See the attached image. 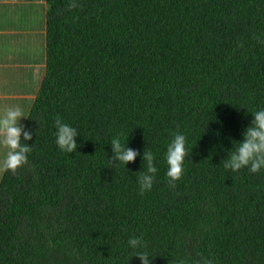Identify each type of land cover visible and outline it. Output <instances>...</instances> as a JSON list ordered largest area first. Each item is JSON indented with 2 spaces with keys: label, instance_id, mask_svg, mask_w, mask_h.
<instances>
[{
  "label": "trees",
  "instance_id": "1",
  "mask_svg": "<svg viewBox=\"0 0 264 264\" xmlns=\"http://www.w3.org/2000/svg\"><path fill=\"white\" fill-rule=\"evenodd\" d=\"M70 2L44 0V57L20 61L32 151L0 174V264H141L137 251L150 264H264V170L223 167L264 108V0ZM57 117L77 129L74 152L55 143ZM176 132L190 151L172 187ZM119 134L138 153L126 166ZM146 150L158 172L141 193Z\"/></svg>",
  "mask_w": 264,
  "mask_h": 264
},
{
  "label": "clouds",
  "instance_id": "2",
  "mask_svg": "<svg viewBox=\"0 0 264 264\" xmlns=\"http://www.w3.org/2000/svg\"><path fill=\"white\" fill-rule=\"evenodd\" d=\"M76 0H71L69 7H76ZM252 120L246 130L242 133L243 139L238 141L232 150H229L227 158L223 161V167L232 172H238L242 168H247L251 173L264 170V108H259L253 112ZM26 118V114L19 107H7L0 113V146L5 149L0 156V174L13 172L28 162V154L32 151V146L21 142L31 139V133L25 131L21 126V121ZM55 143L58 148L67 153L77 149L75 137L77 129L71 124L64 122L60 117L55 120ZM127 137L119 134L111 139V146L115 158L126 166L128 162L134 161L138 155L137 151L126 147ZM188 139L182 132L173 134L171 141L167 144L164 154L169 184L175 187L176 181L180 180L184 172V162L189 153ZM154 153L150 150L144 152V160L147 162V171L142 172L137 177L140 192L151 190L156 179L158 168L154 165ZM129 244L133 249L138 246L145 248L142 238L133 237ZM141 264H150V254L147 251H137L136 254ZM180 264H184L180 261ZM199 264H213L211 259H203Z\"/></svg>",
  "mask_w": 264,
  "mask_h": 264
},
{
  "label": "rangeland",
  "instance_id": "3",
  "mask_svg": "<svg viewBox=\"0 0 264 264\" xmlns=\"http://www.w3.org/2000/svg\"><path fill=\"white\" fill-rule=\"evenodd\" d=\"M3 2L6 0H2ZM12 2L16 0H11ZM20 1V0H19ZM8 9H3V11L6 13V15H23V14H31L34 12L32 21L28 22V27L25 26V31L23 32L24 39L22 41V36H13V35H6V34H0V49L2 47L5 48V52H2L0 54V61L7 59L12 60L13 62L20 60V61H26L27 59H40L43 57L44 53V35L40 34L38 36V40L41 45L38 47V50L36 47H33L32 42H28L27 37L31 33H38L37 31V25L41 22V24H44L43 14L40 9V6H34V1H30L25 7L21 9L20 6H12L8 5ZM16 26V23H14ZM30 28V30L28 29ZM0 32L5 33V31L0 27ZM13 46V49L8 50L10 47ZM21 63V62H20ZM1 78V77H0ZM10 87L13 89V91L17 90V79L16 77H12L11 80H9ZM9 85L3 81V83L0 85V93L7 92L10 90ZM21 97V96H20ZM20 97L16 96H10L13 103L20 102ZM34 99V97L32 98ZM30 97L26 98L24 103L29 104L30 103ZM2 101L0 100V103ZM2 105H0L1 107ZM10 107L9 104L5 106V108ZM3 146H0V155H3L4 152Z\"/></svg>",
  "mask_w": 264,
  "mask_h": 264
},
{
  "label": "crops",
  "instance_id": "4",
  "mask_svg": "<svg viewBox=\"0 0 264 264\" xmlns=\"http://www.w3.org/2000/svg\"><path fill=\"white\" fill-rule=\"evenodd\" d=\"M30 1H34V6H40V9L42 11L43 14V19H44V12H45V3L44 0H16L14 2H12L11 0H6V1H2L0 0V27L5 31V33L0 32V34H6V35H13V36H22V41L24 39V33H20L18 32L20 30V24L22 22H29L32 21L33 19V15L34 12H32L31 14H23V15H6V13L3 11V9H8V5H15V6H20L21 9L23 7H25ZM14 23L18 24L19 23V28L17 29L18 31L14 30ZM10 24V25H9ZM37 31L38 33H34V37L32 39V45L33 47H36L38 49L40 42L38 40V36L40 34L43 35L44 33V24L42 25L41 22L37 25ZM13 49V46L10 47L8 50ZM2 52H5V48L2 47L0 49V54ZM43 57H44V53H43ZM23 63H20V60H17L15 62H13L12 60H1L0 61V85L3 83V81H5L9 87V80H11L12 77H16L17 81L18 78L22 77V75L19 74L18 70L19 67L22 65ZM41 64H38V67H40ZM43 66V65H42ZM16 74L15 76H13L14 74ZM10 96L16 97V96H21L20 97V102H16L13 103L12 99L10 98ZM30 100H32V98L34 97L33 94H29L28 93H21L19 92V89L16 91H13V89L10 87V90H8L7 92H2L0 93V100L2 101L0 103V105H2L0 107V113L3 112V110L5 109V106L7 104H9L10 107H18L21 103H23L26 98H29ZM26 104V103H25Z\"/></svg>",
  "mask_w": 264,
  "mask_h": 264
}]
</instances>
